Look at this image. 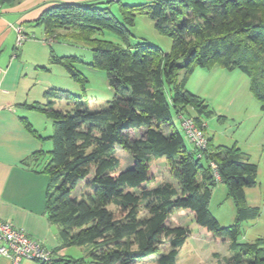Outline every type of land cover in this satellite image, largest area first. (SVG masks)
I'll return each mask as SVG.
<instances>
[{
  "label": "trees",
  "instance_id": "trees-1",
  "mask_svg": "<svg viewBox=\"0 0 264 264\" xmlns=\"http://www.w3.org/2000/svg\"><path fill=\"white\" fill-rule=\"evenodd\" d=\"M115 1L119 16L110 8ZM13 2L0 0V7ZM138 15L153 19L158 31L171 38L169 51L146 41L131 44ZM37 23L48 38L87 44L93 54L88 64L105 70L116 91L112 99L93 107L81 95L52 87L46 101L28 104L53 120V147L42 166L49 175V220L60 227L61 248L89 247L80 258L53 250L55 257L40 263L140 264L158 255L157 264H176L190 229L170 225L168 219L189 209L200 226L230 242L231 264H264V238L241 240L243 222L259 215L246 194V188L257 184L258 165L236 144L216 145L210 136L205 149L188 139L194 145L190 149L173 116H192L206 131V119L215 110L187 83L196 69L217 66L244 72L264 111V0L58 2ZM106 30L122 42L99 37ZM50 57L86 90L89 79L77 68L78 56H60L51 48ZM26 127L45 139L29 121ZM135 130L142 133L133 137ZM118 146L134 158L132 167L120 169ZM161 157L177 183L149 186L155 179L151 164ZM84 180L87 189L74 195ZM219 182L227 186L237 208L230 225H222L210 210ZM165 243L168 250L162 252Z\"/></svg>",
  "mask_w": 264,
  "mask_h": 264
},
{
  "label": "rangeland",
  "instance_id": "rangeland-1",
  "mask_svg": "<svg viewBox=\"0 0 264 264\" xmlns=\"http://www.w3.org/2000/svg\"><path fill=\"white\" fill-rule=\"evenodd\" d=\"M122 3L130 4L126 0H122ZM110 8L113 13L120 15L119 2H113ZM38 27H40V31H38ZM33 28L35 36L42 39L44 26L37 25ZM132 32L131 44L146 41L159 46L164 51H169L172 47L171 38L159 32L154 20L147 15L137 16ZM29 33L33 35L32 32ZM99 37L122 42L117 33L109 30L100 34ZM47 47L50 51V46ZM51 47L60 56H78L81 61L76 63L77 68L87 76L89 82L86 90L82 89L64 66L52 62H47V65L42 64L43 66L38 67L43 76L42 79H49L51 83L56 84L55 87L67 89L76 95L85 97L93 107L114 97L116 91L109 84L107 72L88 64L92 61L93 54L87 44L61 38L55 41ZM187 88L197 94L207 93L208 102L215 110L214 115L206 119L207 128L204 131L207 139L208 135L213 137V142L216 145L230 146L236 144L250 155L252 162L258 165L257 184L254 187L246 188V194L248 203L259 207V215L257 218L243 222L241 240L254 241L257 238H264V111L261 109L260 101L250 89L248 76L238 68L233 70L219 66L210 69L198 68L191 75ZM38 90H41L40 87ZM190 113L196 114L192 109H190ZM37 114L40 116L42 134L48 136L54 129L53 120L42 112H37ZM187 115L185 113L184 116ZM173 116L177 128L182 130L183 117L178 116L175 112ZM141 133L142 130L131 131L133 137ZM44 138L42 140L47 144L46 153L41 154L43 161L50 157L48 150L53 147L52 140L49 137ZM185 139L188 147L193 149L194 145L187 137ZM116 152L120 158V169L124 170L134 165V158L128 150L118 146ZM151 169L155 179L148 184L149 186H155L166 181L177 183L171 176L165 157L154 160ZM86 182L87 180H84L79 185L74 191V195L87 189ZM210 210L222 225H230L235 222L237 215L235 201L228 198L227 186L222 182L213 187ZM168 223L187 226L190 229L189 237L180 249L176 264H231L227 259L231 255L230 242L227 239L213 236L206 228L200 226L191 210L180 209L175 211L168 219ZM88 249L87 246H70L68 254L85 256ZM161 250L162 252L167 251L168 245L166 243L161 245ZM157 258L158 255H153L140 264H157Z\"/></svg>",
  "mask_w": 264,
  "mask_h": 264
},
{
  "label": "crops",
  "instance_id": "crops-1",
  "mask_svg": "<svg viewBox=\"0 0 264 264\" xmlns=\"http://www.w3.org/2000/svg\"><path fill=\"white\" fill-rule=\"evenodd\" d=\"M88 1L92 0H14L0 7V219L13 222L30 237L67 258L83 256L68 254L70 246L61 248L60 227L50 222L46 211L49 175L42 171V166L49 158L43 161L41 152L46 153L47 143L26 127V121H29L41 136L47 138L53 133L48 136L42 134L37 114L40 111L30 109L28 104L46 101V91L56 85L49 79H42L38 67L51 62V46L57 40H49L45 27L42 39H38L33 27L40 25L37 20L45 10L58 2ZM126 1L139 4L151 0ZM19 27L23 28L26 38L17 47ZM37 29L40 31V27ZM47 46H50V51ZM189 83L190 79L187 86ZM199 95L208 101L207 93ZM35 154L39 155L38 159L33 158ZM0 264L13 262L0 257ZM20 264L41 263L23 260Z\"/></svg>",
  "mask_w": 264,
  "mask_h": 264
},
{
  "label": "built area",
  "instance_id": "built-area-1",
  "mask_svg": "<svg viewBox=\"0 0 264 264\" xmlns=\"http://www.w3.org/2000/svg\"><path fill=\"white\" fill-rule=\"evenodd\" d=\"M16 46L19 47L26 38L22 27L17 29ZM54 41L53 38H49ZM0 68V77H1ZM182 130L185 136L199 149H205L208 145L204 129L196 124L192 117H183ZM216 169V164L212 163ZM217 178L219 175L216 173ZM0 257L11 259L13 264H20L23 260H32L38 262H48L55 257L52 249L44 245L39 240L29 236L22 228H18L9 220L0 219Z\"/></svg>",
  "mask_w": 264,
  "mask_h": 264
}]
</instances>
